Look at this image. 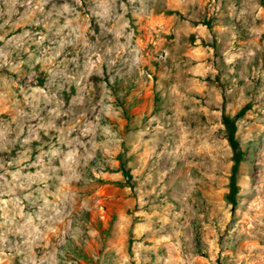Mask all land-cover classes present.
<instances>
[{"label":"rangeland","instance_id":"obj_1","mask_svg":"<svg viewBox=\"0 0 264 264\" xmlns=\"http://www.w3.org/2000/svg\"><path fill=\"white\" fill-rule=\"evenodd\" d=\"M0 264H264V0H0Z\"/></svg>","mask_w":264,"mask_h":264},{"label":"trees","instance_id":"obj_2","mask_svg":"<svg viewBox=\"0 0 264 264\" xmlns=\"http://www.w3.org/2000/svg\"><path fill=\"white\" fill-rule=\"evenodd\" d=\"M223 125H224L225 131H226V140L232 149L235 161H237L239 149H238V146H237V144H235L234 139H233L234 131H235L233 119H230V118H227L226 116H224L223 117Z\"/></svg>","mask_w":264,"mask_h":264}]
</instances>
